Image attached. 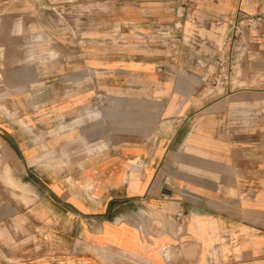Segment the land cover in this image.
<instances>
[{"label":"crops","instance_id":"0c3cea01","mask_svg":"<svg viewBox=\"0 0 264 264\" xmlns=\"http://www.w3.org/2000/svg\"><path fill=\"white\" fill-rule=\"evenodd\" d=\"M62 7L0 0V264H264V0Z\"/></svg>","mask_w":264,"mask_h":264},{"label":"rangeland","instance_id":"374dc122","mask_svg":"<svg viewBox=\"0 0 264 264\" xmlns=\"http://www.w3.org/2000/svg\"><path fill=\"white\" fill-rule=\"evenodd\" d=\"M74 1L77 7L75 8H64L60 9L62 16H76L77 21H80V16L91 15L93 16V34L101 36L102 41L106 46H117L120 39V24L117 21L120 20V11L123 3L136 2V3H146V2H159L161 0H61V2ZM179 2L180 0H174ZM63 5V3H62ZM86 5V6H85ZM178 8L175 9L174 14L178 15ZM98 22V23H97ZM176 25H174L175 27ZM180 26V25H179ZM156 34H159L158 32ZM174 37H178L175 33ZM67 41H61V45ZM92 43H97V41H92ZM84 46V41L77 40V47Z\"/></svg>","mask_w":264,"mask_h":264}]
</instances>
